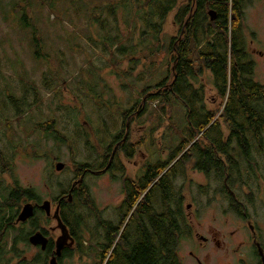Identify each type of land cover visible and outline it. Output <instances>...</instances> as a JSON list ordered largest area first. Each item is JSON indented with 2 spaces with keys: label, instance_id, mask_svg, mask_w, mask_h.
Here are the masks:
<instances>
[{
  "label": "rangeland",
  "instance_id": "374dc122",
  "mask_svg": "<svg viewBox=\"0 0 264 264\" xmlns=\"http://www.w3.org/2000/svg\"><path fill=\"white\" fill-rule=\"evenodd\" d=\"M27 1L0 0V155L8 163L4 172L0 162V201L8 198L14 187L28 188L37 195V201H52L53 211L57 198L71 185L76 164L96 166L99 147L111 143L124 127L125 112L146 95L147 114L131 124V139L135 141L141 136L137 125L143 122L147 134L151 132L149 138L147 135L149 142L130 161L125 157L122 161L132 176L139 172V163L147 161L154 165L166 161L169 152L184 140L188 124L182 101L170 95V101L164 102L163 96L164 81L170 83L173 79L170 42L179 37L174 17L182 0L166 16L165 23L163 18L160 23L152 22L150 27L144 24L151 12V6L145 5L147 0ZM23 5H27L30 28L24 25L19 10ZM243 19L248 41H254L250 49L264 50V0H253ZM153 24L157 25L155 29ZM255 59L258 63L255 80L264 83V58L256 55ZM193 61L197 72L199 63ZM207 75L208 72L200 71L191 79L200 88L205 78L206 106L209 111L219 113L224 101L213 100L215 90ZM10 96L17 100V108ZM220 121V128L225 130L224 122ZM48 125L62 135V141L55 139L52 130H45ZM256 158L263 164L264 154ZM59 161L65 164L62 171L55 169ZM187 168L188 179L193 182L188 187L193 193L186 190L190 195L186 203L192 202L199 192L207 193L198 198L196 216L190 209V220L200 233L221 241L220 246L211 242L196 253L205 264H240L251 233L247 222L234 207L230 208L223 193L213 192L218 183L209 182L202 173ZM246 171V184L242 187L234 184V193L260 230L264 245V168H255V173ZM85 184L98 206L101 198L106 200L110 196V190L114 198H120L118 181L88 175ZM28 201L31 200L25 198L18 207L0 208L12 209L4 213L8 219ZM37 216V225L45 230L56 226L55 220H45L40 212ZM34 227L33 221L24 225V240ZM7 234L6 251L11 248L16 232ZM23 239L18 243L20 254L15 262L23 254L29 258L37 254ZM193 244L182 243L183 264H197L189 255L193 246L199 247ZM245 252L247 256V249ZM250 255L254 261L253 251Z\"/></svg>",
  "mask_w": 264,
  "mask_h": 264
},
{
  "label": "trees",
  "instance_id": "16d2710c",
  "mask_svg": "<svg viewBox=\"0 0 264 264\" xmlns=\"http://www.w3.org/2000/svg\"><path fill=\"white\" fill-rule=\"evenodd\" d=\"M24 1L29 3L27 0ZM251 1L209 0V7L218 11V17L213 22L209 21L205 2L202 1L196 7L189 22L186 21L188 34L183 47L179 45V37L171 39L173 79L170 83L164 81L163 96L164 102L170 101V95L175 96L186 107L188 124L184 132V140L175 148V152L164 165L157 161L147 172L141 189L150 186L148 195L144 199L152 203L151 213L146 207L137 211L133 220L127 225L130 232L124 233L125 240L121 239L107 264H179L177 241L179 237L188 234V228L180 219L182 214L180 206L177 205L175 212L170 208H173L175 198L168 180L169 172L178 174V170L184 171L187 165H191L193 169L205 172L213 180L212 182L218 183L216 190L226 196L227 186L234 193V184L241 187L246 184L245 177L248 175L244 173V169H247L246 172L255 173V168H264V158L263 164H260L256 158L264 154V85L252 80L249 75L250 65L243 57L246 44L242 33L241 12ZM147 4L151 6V12L147 13L148 17L144 24L150 27L152 22L160 23L163 18L165 23L166 16L179 6V0H147L145 5ZM190 8L191 4L180 8L174 17V22L185 26L186 15ZM19 10L23 13L24 25L30 28L26 19L27 5L20 6ZM156 26V24L152 25L154 29ZM33 32L35 35V28ZM198 52L212 69L216 88L224 101L222 113L215 121L216 113L207 111L203 102V90L196 89L190 81L195 77L192 60ZM10 100L17 108V100L13 96H10ZM220 120L230 130L227 137H224L220 130ZM45 130H52L55 139L62 141V135H59L52 125H48ZM200 131H203L202 136L207 141L195 140ZM180 154L181 156L166 174L156 180L162 170ZM0 162L5 172L8 163L2 155ZM81 166L83 165L76 164V167L82 168ZM80 191V189L74 190L73 198L76 206L83 197ZM130 191L134 192L138 189L132 188ZM138 196L139 194L131 200L127 212ZM25 198L38 200L32 189L14 187L8 198L3 202L0 201V207L7 205V207H18ZM227 198L234 202L230 193L227 194ZM70 205L62 201L65 221H69L66 210ZM76 216L79 217L75 215V219ZM78 221L79 219L74 220V222ZM7 222L8 220H2L0 225V242L6 239L1 232L6 225H9ZM25 239L27 241V238ZM16 244L17 239L12 246ZM5 253L4 246L1 245L0 264L6 260ZM47 254L48 252H41L37 259L32 261L33 264L41 263ZM21 263L30 264L27 260Z\"/></svg>",
  "mask_w": 264,
  "mask_h": 264
},
{
  "label": "flooded vegetation",
  "instance_id": "af4514ba",
  "mask_svg": "<svg viewBox=\"0 0 264 264\" xmlns=\"http://www.w3.org/2000/svg\"><path fill=\"white\" fill-rule=\"evenodd\" d=\"M189 0H182V7H185L189 4ZM204 1L205 7L207 8V17L209 18V21H214L218 17V11H216L213 8L209 7V0H191V8L190 11L186 15L185 19V26L179 25V45L183 47L184 40L187 37L188 31L186 30V24L189 22L192 14L194 13L196 7L199 6V4ZM253 2V0L250 2V4ZM248 4L245 6V8L242 9L241 12V19H242V33L244 36L246 49L245 54H243L244 59L249 63L250 65V73L249 75L252 77V80L259 82L260 84L264 85V83L255 80V74H256V67L258 65L255 56L258 55L261 58H264V50L253 48L250 49V45L254 44V41H248L246 34V29L244 26V19L243 16H245V9L250 5ZM212 10L215 12L214 19L211 20V16L209 15V11ZM233 18V16H232ZM187 21V23H186ZM182 60H184V56L181 57ZM199 63V67L197 72L195 71V79L198 76V73L201 72H208V79L210 77L212 82V88L215 90L216 97L213 98V100H217V103H219L221 99V95L218 92L215 82H214V74L212 72V69L207 65L203 57L200 55V52L198 54L194 55V58ZM193 61V60H192ZM195 61H193L194 63ZM191 79L190 81L193 83L194 87L198 90H203V102L206 105L208 101V97L205 94V84L206 80L201 81L202 85L201 87H197ZM206 81V82H205ZM210 82V81H209ZM164 93V92H163ZM162 93V94H163ZM153 94V93H152ZM147 96V95H146ZM141 101L135 102L129 109V111L125 112V124L124 127H121L117 134L113 137L111 143H108L106 145H102L99 147L98 150V160H96L94 164L91 163H85V165L81 166L82 168L76 167L74 172V177L72 179L71 185L66 191H63L61 195L57 198L55 201V206L60 202V216L63 221V223L66 225L67 228V240L65 242V245L62 249V253L59 257H57V263L58 264H107L108 260L110 259L113 250L115 247L120 243L121 239H123L124 233L130 232V229H128L127 225L133 220L135 215L137 214L138 210H142L144 207L148 210L149 213H151L152 210V203L148 202L147 199H144L148 195V191L150 186L147 188H142V182L146 178L147 172L151 168L153 164H147V161L145 163H139L137 174L132 176L128 175V172L126 170L125 164L122 161V157H125L130 161V158L135 157L138 153L142 152V148L145 147V145L148 144L149 140L147 139V127L142 122L141 124L138 123V132L141 134V136L133 141L131 139V124H134L135 122L139 121L138 118L142 117L143 115H146V107L148 104V96ZM161 96V95H160ZM227 99V98H225ZM219 101V102H218ZM184 102V101H183ZM215 102V101H214ZM207 108V106H206ZM221 108L219 113H216L213 111V113H216V116L214 117V121L219 118V116L222 113ZM207 111L208 108H207ZM212 112V111H211ZM213 121V122H214ZM221 122V121H220ZM221 125V123H220ZM225 125V124H224ZM226 126V125H225ZM223 136L227 137L230 134V130L226 129H220ZM151 135V132L150 134ZM148 135V138H149ZM203 131L199 132L198 135H196L195 140L204 141ZM147 140V142H146ZM194 140V141H195ZM207 141V140H206ZM146 142V143H145ZM206 144V143H205ZM175 151H170L168 154V158L166 161L160 160L158 162H161L163 165L166 163L170 156ZM181 156V154L172 162L168 164V166L162 170V172L157 176L156 180L160 177L166 174V171L174 165L176 160ZM142 157H144V160H147V155L145 153H142ZM188 165L186 166V169L184 171L178 170V174H175V172H169L168 174V180L171 183V187L173 190V195L175 198V201L173 203L172 211H176L177 205L180 206V219H182L186 224V227L188 228V234L183 235L178 238L177 241V255L179 259V264H183V259L181 256V246L184 241H189L193 244L195 242L199 247L194 248L192 247V250L189 251V255L195 260V263L197 264H205L204 261L201 259V257L196 253L199 251V248L202 246H207L211 242H215L216 245L220 246L221 241L216 237L213 236V238L210 237V235H205L200 233L195 227L194 224H192L190 220V212H192L190 209L192 208L194 211V215L196 216L198 213V198L203 195H206L205 192H199L195 195V197L192 199V202H187L186 199L187 196H190L186 194V190L191 193L192 189L188 187V183L191 185L193 182H190V179H188ZM191 169L192 166H189ZM65 168V167H64ZM196 172L202 173L206 179L210 182L212 181L208 175L200 171L198 169H193ZM182 171V172H181ZM88 175L92 176H98L102 179L106 178L109 181H118L121 185V192H120V198H114L111 190L106 200L105 197L101 198L99 206L96 204V202L92 199V197L89 195L88 186L85 184L86 177ZM153 183V182H152ZM151 183V184H152ZM82 185V186H81ZM136 188L138 191H130V189ZM187 188V189H186ZM201 188V187H200ZM80 189L81 193L83 194V197L79 203L78 206L74 204V190ZM108 189H111V186L108 187ZM215 193H218L216 189L214 188ZM193 193V192H192ZM220 193V192H219ZM230 193L234 199V202L230 201V208L234 207L236 212H239L241 217L247 222V226L249 227V230L251 231L248 242H246L244 247L247 249V256H246V249L242 254L241 258H239L240 264H264V245L261 243V237H260V230L256 228V224H254L252 218L250 217L249 213H246L244 209L241 207V202L237 201V198L235 194L232 192V190L227 186V194ZM69 194H71V200H69ZM139 194L137 200L133 203L132 208L129 212H127V206L133 200L137 195ZM229 197V196H228ZM144 199V201H143ZM46 200V199H45ZM105 200V201H104ZM62 201L71 204L69 208H67V216L69 221H65L63 218V207H62ZM28 202H32L35 204V211L34 215L30 218H28L25 221H18V214L20 212V209L18 212L13 214V216L6 219L5 212L9 213L12 209L11 208H0V213L2 214V220L7 221L8 224L6 225L4 230L1 232L3 235V238L7 236V232H16L14 234V238H12L11 248L6 251L5 247L4 250L6 253L5 261L3 264H22L21 262L26 261L30 264H33V260L37 259V256L41 252H48L45 258L41 261V263L37 262L36 264H49V261L54 254V250L56 248V243L61 235L60 229L56 228V226L53 227L51 230H45L43 227H40L37 225L38 216L37 215L40 212V216L43 215V218L45 220L53 219L52 214L53 211L51 210V214L47 215L43 209L39 207V204L42 202H39L37 200H31ZM52 205V201H51ZM200 206H203L201 204ZM188 210V211H187ZM190 210V211H189ZM197 212V213H196ZM81 213V214H80ZM75 215L76 219H79L78 222H74ZM35 218L34 229L31 233L28 234L27 241L26 239H23L22 229L24 228V225L31 223L33 219ZM42 219V218H41ZM56 222V220H55ZM56 229H58V234L54 236V233L56 232ZM40 230L42 233L48 238V243L46 248L43 250L41 249L40 245H32L29 242V236L34 233L35 231ZM5 234V235H4ZM6 238V237H5ZM17 239V244L15 246H12L14 241ZM21 239L24 240L25 243H29L28 245L34 247L37 251L32 258L27 257L26 255H22L20 257V260L18 262H15L17 257L20 254V249L18 247V243L21 241ZM6 239H2L0 242L1 245H5ZM117 248V247H116ZM262 250L263 254L260 253ZM253 251V254L255 256V260L251 261V255L250 252ZM21 258H23L21 260ZM15 260V261H14Z\"/></svg>",
  "mask_w": 264,
  "mask_h": 264
},
{
  "label": "water",
  "instance_id": "95a60500",
  "mask_svg": "<svg viewBox=\"0 0 264 264\" xmlns=\"http://www.w3.org/2000/svg\"><path fill=\"white\" fill-rule=\"evenodd\" d=\"M209 15L211 16V20L214 19L215 12L210 10ZM65 167V164L63 162H57L55 164V169L57 171H62ZM69 200H71V194H69ZM39 207L45 211L47 215L51 214L52 205L51 201L46 199L43 200L42 203L39 204ZM35 211V204L32 202H26L22 205L20 208V212L18 214V221H25L28 218L32 217L34 215ZM52 217L56 220L57 226L56 228L60 229L61 235L59 236L56 248L54 250V254L52 255L49 264H58L57 263V257H59L62 253V249L65 245V242L67 240V228L66 225L63 223L61 216H60V202L55 206ZM29 242L32 245H40L41 249H45L48 243V238L42 233V231L37 230L34 233H32L29 236ZM261 250V249H260ZM261 254H263L262 250L260 251Z\"/></svg>",
  "mask_w": 264,
  "mask_h": 264
}]
</instances>
